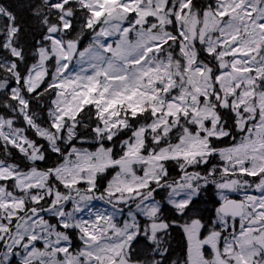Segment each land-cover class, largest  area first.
I'll use <instances>...</instances> for the list:
<instances>
[{
	"label": "snow or ice",
	"instance_id": "snow-or-ice-1",
	"mask_svg": "<svg viewBox=\"0 0 264 264\" xmlns=\"http://www.w3.org/2000/svg\"><path fill=\"white\" fill-rule=\"evenodd\" d=\"M0 264H264V0H0Z\"/></svg>",
	"mask_w": 264,
	"mask_h": 264
}]
</instances>
